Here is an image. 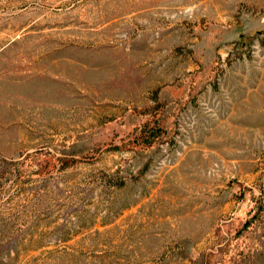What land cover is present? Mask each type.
I'll list each match as a JSON object with an SVG mask.
<instances>
[{"label": "rangeland", "instance_id": "rangeland-1", "mask_svg": "<svg viewBox=\"0 0 264 264\" xmlns=\"http://www.w3.org/2000/svg\"><path fill=\"white\" fill-rule=\"evenodd\" d=\"M0 264H264V0H0Z\"/></svg>", "mask_w": 264, "mask_h": 264}]
</instances>
